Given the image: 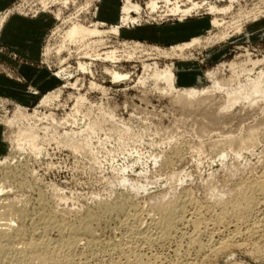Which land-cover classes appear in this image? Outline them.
<instances>
[{"label":"rangeland","instance_id":"rangeland-1","mask_svg":"<svg viewBox=\"0 0 264 264\" xmlns=\"http://www.w3.org/2000/svg\"><path fill=\"white\" fill-rule=\"evenodd\" d=\"M91 1L69 0L67 7H62L59 0H49L53 3L45 7L42 0H14L10 6L0 11V56L7 53L1 44V36L12 17L34 20L45 15L51 20L41 46V58L34 65L44 69L55 79V85L49 90H37L18 70L4 64L0 58V76L21 85L31 96L30 101L23 103L0 96V130L5 143V151L0 155V186L5 187L3 194L0 195V205L15 203L14 205L28 210L27 218L22 223L14 224L23 226L26 241L39 240V237L32 233V219L37 222L40 215L38 209L42 204L47 208L45 215H57L59 217L56 216L57 220H64L67 227L88 216L98 218L101 216V219L92 225L93 232L97 233L94 232L96 242L93 240L92 243L89 236H85L87 240L84 236L77 238L78 241L76 240L71 249L73 254L77 252L75 257L94 251V254L100 252L99 255L102 257L108 241L112 239L109 243L117 242L119 239L117 224L123 217L121 214H104V209L109 206L108 204L114 206L121 202L126 204L125 212L132 214L149 210L153 207L151 205L169 204L177 198L181 200L186 195L191 199V203L193 202L188 211L199 218L201 226L213 223L217 215L220 216L222 213L225 214L224 210L227 211L228 216L221 229L225 234H229L235 226L236 219L231 217L232 206L227 205L235 204L233 201H237L240 195L249 193L247 189L256 188L254 185L264 181V91L260 96L257 95L261 98L250 90L246 92V95H252V99L253 97L259 99L254 102L250 96H246L248 100L239 101L231 108L225 105L227 91L235 89V92L239 84L245 86L260 71L264 72V0H238L233 3L226 15L218 16L224 20L222 28H213L210 25L212 16L204 13L188 18L183 23L171 17L150 20L149 10L146 8L148 0H130L132 4L140 6L142 22L140 25L122 28L118 38L108 36L109 44L106 47H110L107 50L112 47L122 50L120 45L124 41L130 44V49L136 45L145 53L139 52L132 59L122 60L114 66L108 62L100 60L93 62L88 58H82L75 54L74 46H67L65 50L56 53V49L62 44L61 34L57 32L62 28V20L56 18L58 12L62 14V18L78 15V19L84 24L103 25L100 27L101 30L119 24L125 0H96L92 5L97 10L92 8L89 14L84 7ZM209 3L219 8L229 4L226 1L215 0H209ZM79 9L85 12L82 10L77 12ZM183 24L193 26L190 39L206 38L222 31L229 34L222 40L223 42L196 46L184 51L179 57L178 53L171 54L174 56L155 54V48L171 53L169 49L178 44L155 45L126 34L140 27H177ZM236 27L242 28L241 31H237ZM107 50L104 49L102 52ZM8 56L18 61L16 55L8 53ZM79 61L89 62L91 74L78 71ZM231 63L236 67L229 66ZM153 64H156L160 71L168 68L175 74L176 92L168 93L165 83L151 79ZM112 67L121 74H126L127 78L118 82L112 81L105 73V68ZM63 69L70 73V77H56ZM209 73L214 74L213 78L209 79ZM196 76L203 78V83L196 87L209 92L196 96L197 105L191 106L181 102L177 96L178 91L189 88L182 83L183 80L179 82L178 78L185 77L192 81ZM214 79L221 84L226 82L224 83L226 92L224 89L212 90ZM91 83L96 84L99 89H92ZM55 93H59L58 98L49 106L41 104L44 97L50 94L54 96ZM78 97H82V101L77 103ZM76 103L80 105L78 106L80 110L77 108L79 114L76 113ZM18 110L29 116L26 120H18L17 124L15 122L14 125L7 126L6 122L18 114L15 113ZM87 123H90L88 128L96 124L98 130L100 126L96 134L93 135L90 129L88 134L86 133ZM33 125L37 129L41 153L35 156L29 151L20 153L13 151L18 130ZM249 132H254L252 139L255 141H251ZM64 134L72 137L69 139L71 143L68 142L70 147L68 143L66 144ZM137 157L142 158L139 165H131ZM5 158H8V164L3 166L2 159ZM121 176H127L126 178L131 180L121 183ZM131 181L134 184L140 182L137 185L141 184L140 186L146 190L139 191L137 196L138 193L136 191L134 193L130 188ZM249 183L254 185L250 184L251 187H248ZM255 196L262 198L258 192ZM253 222L256 223L254 217L250 221L254 229L249 227L250 230H245V227L238 224L241 235L239 233L235 237L233 245L218 252L212 250L214 241H210L206 236L201 238L202 247H198L188 244L180 232L176 231L172 232L170 238L163 244H155L144 251L142 258L145 257L143 260L150 264H189L187 261L190 264H264V220L260 224L256 223L257 225ZM260 225V229L255 228ZM193 229L186 228L185 232L191 234ZM50 233L49 239L60 237L55 231ZM61 235L66 236V231ZM205 243L209 246H204ZM77 258L73 255L75 261Z\"/></svg>","mask_w":264,"mask_h":264},{"label":"bare ground","instance_id":"bare-ground-1","mask_svg":"<svg viewBox=\"0 0 264 264\" xmlns=\"http://www.w3.org/2000/svg\"><path fill=\"white\" fill-rule=\"evenodd\" d=\"M68 1L69 0H59V3H60V5H62V7H67ZM94 1L96 2V0H92L91 2L85 4V7L83 5L84 9L87 8V9H85V11L89 14H90V11L93 10L92 8H94L95 11L97 10L96 7H93V5H92V2H94ZM215 1L216 2L226 1L229 4L226 7L219 8L216 5L210 4L209 0H202V1H195V0H148V3H146V8H147V10H149L148 11L149 12L148 13V19L154 20V18H156L155 21H157V20H163L167 17H171L172 19L183 23L188 18H193L197 15H200V13H204V14L212 16V20L210 22V25L213 28H222V26L225 23H224V20L219 19L218 16L219 15H226L231 10L232 4L237 2L238 0H215ZM52 3L53 2H49V0H42V4L45 7H47L49 4H52ZM45 7H43V8H45ZM81 10L82 9H79V10H77V12H80ZM82 11L85 12L84 10H82ZM140 12H141L140 6H138L137 4H132L130 2V0H125L123 7L121 9L119 24L110 26L107 28V30H101L100 29V27L103 25L99 26L98 24H94V23L87 25V24H84L82 21L80 22V19H78V15H76L75 17H72V18L67 17V19L62 18L61 17L62 14L60 12H58V14L56 15V18L62 20V28L58 29L57 32L59 34H61L62 44L58 47V49H56V53L61 52V50H63V49L65 50V48L67 46L68 47L74 46L76 48L75 54H78L82 58H86V59L88 58L93 62L98 61V60L103 61V62H108V63L113 64V66L115 64L121 62L122 60L132 59L135 55H137V53L143 52V51L139 50V48H140L139 46L135 45V46H132L130 49L129 48L130 44L123 41V43H121V45H120L122 47V50H118V48H115V47H112V49L107 50V48H110V47H106L109 44V42H108L109 39H107V37L111 35V36L118 38L120 36V31L122 30V28L140 25V23L142 22ZM132 14L136 15V17H134ZM153 14H155L156 16L152 17ZM254 14H255V12H254ZM94 15H95V13H94ZM65 28H66V30H65ZM230 28H232V27H230ZM235 29H237V31H241L242 28L239 29V27H236ZM228 34H227V32L222 31L219 34L212 35V36H209L206 38L205 37L204 38L195 37V38H192L186 42H183L181 44L173 46L171 49H169L171 53H168L165 50H160V49L155 48V52H156L155 54L157 56H174L171 54L178 53L179 55H177V56L179 57V56H181V54L184 51H186V50L188 51V49L194 48L196 46H200L203 44L204 45H210V44L220 42V41L226 39ZM104 49L107 51L102 52V50H104ZM72 53H73V51H72ZM143 53H145V52H143ZM166 58H168V57H166ZM247 60H248V58H247ZM258 61L261 62L262 60H258ZM254 62L256 63V61H254ZM88 63L79 61L77 64L78 71H80L82 73H90L91 74L90 64H88ZM246 63H247V61H246ZM249 63H250V59H249ZM251 63H252L251 65H253V62H251ZM260 64L261 63H259V65ZM229 66H232V67L235 66L236 67V65H234V63L229 64ZM242 67L244 68V65ZM146 68L148 69L149 67L147 66ZM116 70L117 69H114L113 67H112V69L105 68V73H107L110 76V78L112 79V81H114V82H118V81H121V80H124L127 78L126 74L123 75ZM243 71L246 72V70H244V69H243ZM247 73H249L248 69H247ZM151 76H152V78L151 77L150 78L151 79L154 78L155 82L161 81V82L165 83L167 85L168 93L176 92L175 91L176 90V86H175L176 76L170 69L167 68L166 70L160 71L156 68V64H155L154 68H153V74ZM213 76H214L213 73L208 74L209 79L213 78ZM56 77H70V73L67 72L66 69H63L60 71V73H58L56 75ZM142 83H144V82H142ZM196 83H198V84L203 83V78L197 77ZM224 83H226V82H224ZM224 83L221 84L214 79L212 90L213 89H214V91L215 90H223L225 88ZM227 84L229 85V82ZM227 84H226V88H227ZM239 85H238L239 88L236 87L235 92H234L235 89L231 90V91H227V92L224 89V91L227 93V95H226L227 96V98H226L227 104H225V105L229 106V108L233 107L239 101L242 102L244 100H248L249 98L246 96H250V97L252 96L251 94L246 95V92L247 91L249 92V90L252 91L251 93H253L255 96H257V95L260 96V93H262L264 91V72L260 71L254 78L249 80V84H247V85L245 84V86H241V85L239 86ZM73 86H75V85H73ZM90 87L92 89L93 88L99 89V87L94 83H91ZM229 89H232V88H229ZM207 92H209V91L208 90H199L196 86H190L189 88H184V89L178 91L177 96L181 102L187 103L189 105L191 104V106H192V104L197 105V103H195L196 96H199V95L207 93ZM58 95H59V93H55L54 96L52 94H50V95L44 97L43 100H41V104L44 106H49L53 100L58 98ZM258 98H261V97H258ZM256 99L257 98H254V97L252 99V97H251L252 102H254V100H256ZM251 100L249 102H251ZM257 100H259V99H257ZM76 101H77V103L79 101H82V97L81 98L78 97V99ZM77 103L75 106L76 113H78L77 108H78V106H80ZM78 110H80V109L78 108ZM18 111L15 112L18 114H16L15 116L12 117V119H9L6 122L7 126L8 125H10V126L14 125L15 122L17 124L18 120L19 121L26 120V118L29 116V115L26 116V114L24 115V113L22 114V113H20V111L19 112ZM73 114H74V112H73ZM108 117L110 118V116H108ZM74 118H72V119H74ZM96 124L100 125L97 122H96ZM96 124L91 126L92 128L91 127L88 128L90 126V123L89 124L87 123V125H86L87 128L85 129V131L87 130L86 133L88 134V132H89L88 130L90 129V132L93 135L96 134V131H98L100 128V126H99L98 130H97ZM256 131H258V130H256ZM82 132H83V130L81 131V133ZM249 133H250L249 138L252 139V137H253L252 135L254 132H249ZM72 134H73V132H72ZM72 134H71V136H72ZM64 136L67 140L66 144L68 142L71 143V141H69V139H71L72 137H70L69 134H64ZM38 139H39V136L37 135V129L34 125L33 126H27L24 130L19 129L15 143L13 145V151H16L17 153H20L23 151H29L31 154L38 156L41 153L40 152L41 148L39 147ZM250 139L248 141H250ZM50 140H51V138H50ZM251 141H255V140L252 139ZM251 141H250V143H251ZM70 143H68L69 147H70ZM247 145H248V142H247ZM110 153H112V152H110ZM123 153H125V152H123ZM130 155H131V153H130ZM94 158H96V157H94ZM109 158H110V156H109ZM141 159H142L141 157H137L135 162L132 163L131 165H136V164L139 165V163L141 162ZM2 160H4V161L2 162L1 165L4 166V165L8 164L7 163L8 158L2 159ZM114 160H112V161H114ZM0 163H1V161H0ZM122 164L124 165V163H122ZM167 164H169V163H167ZM121 169H119V171ZM126 177L127 176H123V177L121 176V178H122V179L120 178L121 183L129 182L131 180L129 177H128L129 179H127ZM118 182H120V181H118ZM130 183H131L130 188H132L134 190V193H135V191L138 193L141 190L142 191L146 190L145 188L140 186L141 184L137 185L140 183V182L138 183V181H137V184H134L132 181ZM250 184H252V183H249V185ZM162 185H164V184H162ZM249 185H248V187H251V185L250 186ZM252 185H254V184H252ZM254 186H256V188L251 187V188H249L250 190L247 189L249 192L248 194L243 193V195H240V197L237 199V201H233V202H235V204L233 203V205H227V206H232V213L233 214L231 215V217H232V219L234 217L236 219L235 221L237 222V224H236V222H234L235 226H233L232 231L229 234H225L224 231H222V229H221L224 227L223 222L225 221L226 216H228V214L226 215L227 211L225 212V210H224L225 214L222 213L220 216L217 215L218 217H217V219L215 218L216 220L213 223L209 224L207 222L208 224H204L201 226V224H200L201 222H199V220H198L199 218H197L195 216V214H193V212L190 213L188 211L189 206L192 205L193 202L191 203V199L189 198V196H186V195L184 196V198L182 197L183 199L181 198V200H178V198H177V200H175L174 202L169 203V204L164 203L165 205H156V204H155V206L151 205L153 207L149 208V210H141V208H140L141 211L140 210L139 211L141 212V214H139L140 212H138V213L136 212V213H132V214L130 212H127V211L125 212L126 204L124 202L118 203L114 206H110V204L107 203L109 206H107L104 209L105 210L104 214H110V215L111 214H121L123 217L121 219L120 223L117 224V225H119V227L115 226V228L118 227L117 233L119 235V239L117 240V242H110V243H109V241H112V239L109 241L107 240L108 243L105 246L104 255L102 257L99 255V253H100L99 251H98L99 253H97V254L100 257L97 254H94L95 251L93 253H88V254H86L87 252L84 254L78 252V253L82 254L80 256L79 255L77 256V257H79V259L77 257H75L76 256L75 253H77V252H75L74 254L72 253V251H71L72 247L78 241L77 238H79L80 236H84V239L89 236L92 239V243H93V240L96 242L95 239L97 237L95 238V235H94L95 231L93 232L92 225L97 220L99 221V219H101V216H100V218H98V216L97 217L88 216V217L83 218V219L81 218L82 221H79L77 224L73 223V225H70L67 227L64 224V222H65L64 220H63L64 222L57 220V218H56L57 215L56 216L45 215L47 208L45 207V205L42 204L39 209L37 208L38 213H40V215L37 219V222H34V220L32 219V222H33L32 223V225H33L32 226V233H34L35 236L37 235L39 237V240L34 241V239L31 236V238L33 240L31 239L32 241H26L27 239L25 240V237H24L26 234H25L23 226L22 225L16 226L14 224L15 223H22V221L25 218H27V216L29 215L28 210L24 207H18L16 205H14L15 203L14 204H1L0 205V264H150V262L149 263L146 262L147 260L146 261L143 260V258H145V257L142 258V255H143L142 253L144 251L146 252L147 249L149 250V248L155 244H158V245H160V243L163 244L164 241H167L170 238L171 233L176 232V231L180 232L182 238L184 237L183 240L184 239H185V241L187 240L188 244H191L192 246L202 247V245H201L202 239L201 238L203 236H206L207 238H209L210 241H214L213 242L214 243V245H213L214 249H212V250H217V252H218L220 250L226 249V247L230 246L231 244L233 245L235 237H237V235L239 233L241 235L242 232L238 231L239 229H241V228L238 229V224L239 225L241 224L243 227H245L244 229L247 230V229H249V227L253 228V226H254L251 224L252 222L250 223V221L252 220V217H254L256 219L257 224H260L264 220V181L262 180V181L258 182L257 185H254ZM123 187H124V184H123ZM127 187H128V185H127ZM130 188H128V190ZM4 190H5V187L0 186V195L3 194ZM257 192L261 195L262 198H260V196L258 198H257V196H255ZM144 193L146 194V192H144ZM245 193H246V189H245ZM138 195H139V193L137 194V196ZM134 196H135V194H134ZM237 197H238V195H237ZM25 203H27V201ZM136 204H138V202H136ZM158 204H160V203H158ZM35 207H36V205H35ZM145 208H147V207H145ZM51 210H52V208H51ZM134 211L135 210H133V212ZM87 213H88V211H87ZM94 214H95V212H94ZM229 215H230V213H229ZM31 218H33V217L31 216ZM28 220H29V218H28ZM209 222H211V221H209ZM67 223H68V221H67ZM253 223H255V222H253ZM24 225H26V224H24ZM189 227L194 228L193 229L194 231L191 234L190 233L187 234L185 232L186 231L185 229L186 228L188 229ZM26 228H28V227H26ZM255 228L260 229L261 225L255 227ZM117 230H115V231H117ZM190 230H192V229H190ZM223 230H225V228ZM54 231L56 233H58V235L60 237H58V239H56V237H55V239H49V237H50L49 233L50 232L53 233ZM65 231H66L67 235L66 236L61 235ZM56 233H54V234H56ZM95 234H97V233L95 232ZM114 235H116V233ZM28 236L30 237V235H28ZM85 240H87V239H85ZM209 240H207V241H209ZM210 241L208 243H210ZM86 243H87V241H86ZM206 244L207 243H205L204 246H209ZM77 246H78V243H77ZM99 246H101V244ZM102 246H103V244H102ZM180 246H181V244L179 245V247ZM192 246H189V247H192ZM84 247H86V246H84ZM93 247H94V245H93ZM75 248H76V246H75ZM75 248H73V249H75ZM96 248H98V247H96ZM98 250H99V248H98ZM73 251H75V250H73ZM91 252H92V250H91ZM101 252H103V251L101 250ZM73 255H74V258H77L78 260L75 261L73 259ZM144 255H145V253H144ZM153 258L155 260V257H153ZM152 260H151V262L153 263L154 260L153 261ZM157 260L159 261V259H157ZM187 263L190 264V262H188V261H187Z\"/></svg>","mask_w":264,"mask_h":264},{"label":"crops","instance_id":"crops-1","mask_svg":"<svg viewBox=\"0 0 264 264\" xmlns=\"http://www.w3.org/2000/svg\"><path fill=\"white\" fill-rule=\"evenodd\" d=\"M14 0H0V11L6 9ZM50 19L42 15L37 19H26L22 17H12L6 24L2 36L1 44L6 50L5 55L0 58L4 64L18 70L20 75L28 80L37 90L46 91L55 85V79L44 69L35 67L34 63L41 58V46L43 39L48 32ZM193 26L191 24H183L177 27H140L133 32L126 34L132 35L137 39L155 44V45H173L186 42L192 36ZM8 53L16 55L18 61L11 59ZM192 81L183 80L184 84L197 86L196 79ZM0 96H5L16 102L30 101L31 96L26 93L25 89L11 80L0 76ZM5 151V143L0 130V155Z\"/></svg>","mask_w":264,"mask_h":264}]
</instances>
